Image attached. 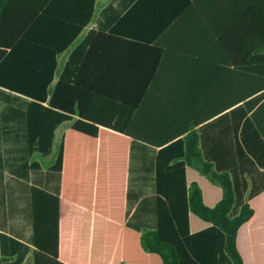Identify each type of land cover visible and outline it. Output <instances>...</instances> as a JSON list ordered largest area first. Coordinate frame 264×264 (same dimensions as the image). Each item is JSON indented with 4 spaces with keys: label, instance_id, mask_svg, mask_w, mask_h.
Returning <instances> with one entry per match:
<instances>
[{
    "label": "trees",
    "instance_id": "trees-1",
    "mask_svg": "<svg viewBox=\"0 0 264 264\" xmlns=\"http://www.w3.org/2000/svg\"><path fill=\"white\" fill-rule=\"evenodd\" d=\"M142 2L137 0L111 27L98 21L59 71L58 57L93 23L96 0H0V88L29 99L25 111L29 154L48 157L56 129L72 121L69 112L58 108L56 96L60 86L74 84L83 75L90 36L106 30L120 35L122 20L138 12ZM240 2L243 12L253 14L252 38L242 36V45L253 48L250 54L242 53V59L253 56V71L246 64L238 70L243 78L251 74L253 90L246 93L251 96L264 90V0ZM182 7L171 6L168 12H180ZM56 76L59 80L51 89ZM80 118L62 136L49 167L62 175L61 195L31 188L34 264H67L57 249L58 223L63 206L69 204L80 208L76 215L80 219L94 215L113 223L107 231L106 257L90 261L80 257L72 264H264V225H256L264 218L257 207L264 201V142L243 107L198 130L192 121L156 138L134 129L136 118H119L111 128L120 134L121 165L80 166L83 172L71 161L74 132L100 137L106 131ZM223 123L224 131L217 133ZM133 141L157 149L153 229L122 227L127 153ZM117 169L120 173L114 172ZM80 176L85 185L79 191ZM97 206L110 207L112 213L94 211ZM8 262L0 258V264Z\"/></svg>",
    "mask_w": 264,
    "mask_h": 264
},
{
    "label": "crops",
    "instance_id": "crops-1",
    "mask_svg": "<svg viewBox=\"0 0 264 264\" xmlns=\"http://www.w3.org/2000/svg\"><path fill=\"white\" fill-rule=\"evenodd\" d=\"M136 2L96 0L93 23L58 57L59 71L74 48L96 30L98 21L111 27ZM142 3L138 12L122 20L120 35L106 30L90 36L83 75L72 80L74 84L58 86V108L69 112L72 121L56 129L48 157L28 152L25 111L29 99L0 88V258L9 261L5 264H34L31 188L61 195L62 175L49 167L56 160L62 136L80 116L106 132H100V137L74 132L70 155L79 172L84 171L80 166L121 165L120 134L111 127L125 116L136 118L132 126L138 132L156 138V134L178 131L192 121L198 130L240 106L264 142V90L246 94L253 90V78L251 74L243 78L238 71L242 64L253 71V56L242 59V53L250 54L253 49L242 45V36H253V14L241 10L240 0ZM171 6L183 7L170 13ZM58 80V76L53 79L51 89ZM221 131L224 123L216 127L217 133ZM156 152L140 141L129 145L122 227L154 228ZM95 171L100 169L95 167ZM114 172L120 173L119 169ZM116 176L111 175L119 180ZM81 178L76 181L79 191L85 185ZM257 207L264 211V201ZM79 209L63 206V219L58 223L57 250L67 264L80 257L89 261L106 257L107 231L113 227L107 217L80 219L76 216ZM97 210L112 213L107 206H97ZM256 225H264V218Z\"/></svg>",
    "mask_w": 264,
    "mask_h": 264
},
{
    "label": "rangeland",
    "instance_id": "rangeland-1",
    "mask_svg": "<svg viewBox=\"0 0 264 264\" xmlns=\"http://www.w3.org/2000/svg\"><path fill=\"white\" fill-rule=\"evenodd\" d=\"M3 108H5V107H3Z\"/></svg>",
    "mask_w": 264,
    "mask_h": 264
}]
</instances>
